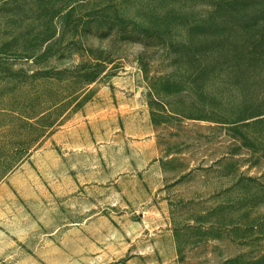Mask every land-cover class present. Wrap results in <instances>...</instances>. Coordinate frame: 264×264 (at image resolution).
<instances>
[{
  "label": "rangeland",
  "instance_id": "obj_1",
  "mask_svg": "<svg viewBox=\"0 0 264 264\" xmlns=\"http://www.w3.org/2000/svg\"><path fill=\"white\" fill-rule=\"evenodd\" d=\"M0 264H264V0H0Z\"/></svg>",
  "mask_w": 264,
  "mask_h": 264
},
{
  "label": "trees",
  "instance_id": "obj_2",
  "mask_svg": "<svg viewBox=\"0 0 264 264\" xmlns=\"http://www.w3.org/2000/svg\"><path fill=\"white\" fill-rule=\"evenodd\" d=\"M10 156L12 157V161H11V162H15V161H17L19 158H21V155L16 154V153H14V154H12V155H10Z\"/></svg>",
  "mask_w": 264,
  "mask_h": 264
}]
</instances>
